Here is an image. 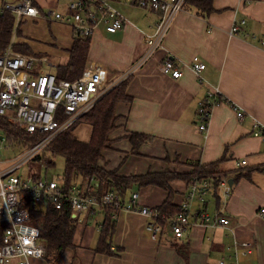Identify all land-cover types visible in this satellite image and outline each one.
Masks as SVG:
<instances>
[{
	"label": "crops",
	"instance_id": "0c3cea01",
	"mask_svg": "<svg viewBox=\"0 0 264 264\" xmlns=\"http://www.w3.org/2000/svg\"><path fill=\"white\" fill-rule=\"evenodd\" d=\"M121 1L134 5L126 0L110 3ZM33 2L41 11L65 13L68 0ZM123 17L122 29L108 33L100 25L89 38L86 65L105 67L110 79L144 55L145 35L152 32L157 14L143 10ZM241 19L244 25L230 35L233 22ZM262 34L264 0H211L209 11L194 6L181 10L162 48L128 78L124 89L128 99L114 107L118 121L109 135L111 147L101 152L98 162L102 169L126 178L147 173L188 175L194 164L218 162L222 177L232 180L224 206L217 186L204 195V204L193 201L191 210L201 206L210 215L220 212L228 218L226 227L195 223L178 240L153 241L144 230V218L121 211L105 248L99 242L105 214H81L74 220L71 245L51 263L35 259L31 264H264V220L259 215L264 208V142L253 135L254 124L264 123V49L258 45ZM73 38L69 26L39 18L22 21L12 43L14 51L41 59L34 73L58 75L57 67L69 60ZM165 56L180 68V77L160 71ZM194 56L205 64L199 73L201 84L190 67ZM213 88L221 100L211 108L206 131L200 132L195 126L197 103ZM236 110L243 112L242 119L236 118ZM240 172L248 174L233 181L230 175ZM83 182L78 178L75 184ZM117 190L124 202L135 192L142 205L158 208L167 202V210L175 211L184 201L188 181L171 179L166 189L130 182ZM234 240L250 242L251 253L235 256Z\"/></svg>",
	"mask_w": 264,
	"mask_h": 264
},
{
	"label": "built area",
	"instance_id": "2783aa9c",
	"mask_svg": "<svg viewBox=\"0 0 264 264\" xmlns=\"http://www.w3.org/2000/svg\"><path fill=\"white\" fill-rule=\"evenodd\" d=\"M126 1L154 11L157 19L152 32L145 35L147 48L144 55L111 79L105 67L91 64H85L80 74L73 79H58L51 73H34L41 59L13 51L12 39L0 51V119L24 129L28 134H43L41 140L22 149L14 157L0 159V226L3 227L0 264H31V260L44 259L45 247L39 239L38 226L31 221V206L37 208L50 204L55 210L67 209L72 220L81 214L100 211L108 212L110 220L114 221L121 211L134 212L144 218V230L153 241L168 242L170 238L178 240L195 223L210 228L226 227L229 224L228 218L220 212L210 215L201 206L192 212V202L196 200L204 204V195L212 189L209 179L197 175L192 176L188 182L186 196L178 210L170 215L138 203V194L135 192L124 202L116 188L98 191L97 184L91 180L66 186L55 176L42 179L34 177V174L28 178L15 175L51 139L73 126L107 91L127 80L155 51L162 48V40L175 16L183 10L184 3V0ZM5 13H11L14 17L13 33L22 21L39 18L69 26L73 36L78 38H90L100 25L106 32L114 33L122 29L125 23V18L111 5L110 0H68L65 13L53 9L41 11L33 0H15L0 4V16ZM244 23L243 19L234 21L229 34L235 35ZM258 45L264 49V34L259 36ZM190 67L201 84L203 80L199 73L205 64L194 56ZM159 69L172 78L181 76L180 68H176L166 56ZM220 100L217 89L205 91L195 112L198 131H206L211 108ZM235 114L238 120L244 115L239 110ZM253 129V135L264 142V123H255ZM0 140H3L2 136ZM240 164H245V161ZM217 186L222 190L221 205L224 206L231 191L228 178L220 177ZM259 215L264 220V208L259 210ZM232 249L235 256L247 255L252 251L248 241L234 240Z\"/></svg>",
	"mask_w": 264,
	"mask_h": 264
},
{
	"label": "trees",
	"instance_id": "16d2710c",
	"mask_svg": "<svg viewBox=\"0 0 264 264\" xmlns=\"http://www.w3.org/2000/svg\"><path fill=\"white\" fill-rule=\"evenodd\" d=\"M210 1L211 0H184L183 9L188 6H194L201 10L209 11ZM13 24L14 17L11 13H5L0 16V51L5 49L10 43L12 37L18 33V28L13 33ZM88 43L89 38H73V44L69 50V60L66 65L57 67L58 75H55L56 78L73 79L80 74L86 64ZM127 80L107 91L94 104L92 109L79 119L81 120L85 118L86 124L90 126V134L87 141H80L75 136L68 133V131L73 128L74 124L68 130L51 139L41 150H46V152L63 157L64 173L63 177L60 178L63 181V184L66 186L72 185L76 183L78 178H81V180L85 181L91 179L96 181L98 191H100L99 188L106 190L112 186L116 189H124L130 182L140 185L154 184L166 189L167 181L171 179L185 178L189 182L192 176L197 175L199 178L209 179L212 183V187L215 189L219 178L225 176L223 172L217 169L218 162L206 166H198L197 164H194L192 172L188 175L177 173H147L145 175L128 178L116 176L115 171H106L98 165V162L101 159V152L110 149L111 147V139L109 135L115 128V120L117 117L114 113V107L116 103L128 99L124 90ZM0 135L7 143H13L18 146H23L24 144L31 142L37 143L43 138V134L37 132L28 134L24 129L14 127L3 119H0ZM136 146L137 145L134 142L132 144V151L136 150ZM39 154L31 161H43L47 167L53 165L52 161L48 158L44 159L41 157L40 159ZM247 174V172H240L231 174L230 176H232L233 181H235L241 176H247ZM34 176L37 177V175ZM166 206L167 202L159 206L157 209L167 215L173 214L178 210L169 211ZM104 214L105 219H103L101 225L102 228L100 231L99 242L100 245L106 248L109 236L112 232L113 221L110 220L108 212ZM30 218L39 228V239L44 243L45 247L44 260L51 263L57 259L64 248L71 245L75 222L70 218L67 209L55 210L50 204H44L37 208L31 206ZM2 232L3 227L0 226V242Z\"/></svg>",
	"mask_w": 264,
	"mask_h": 264
},
{
	"label": "rangeland",
	"instance_id": "374dc122",
	"mask_svg": "<svg viewBox=\"0 0 264 264\" xmlns=\"http://www.w3.org/2000/svg\"><path fill=\"white\" fill-rule=\"evenodd\" d=\"M15 0H0V4L3 2L12 3ZM113 6L126 17L128 13H141L143 10L149 11L148 9L139 7L137 5H131L128 2H115L112 3ZM14 51V49H13ZM45 66H43V69ZM118 117L115 120V126L117 125ZM86 123V119L83 118L78 120L73 128L68 131L69 134L75 136L80 141H86L88 139L90 128ZM11 125V124H10ZM13 126V125H12ZM15 127V126H14ZM132 137V136H131ZM37 142V141H36ZM11 143V142H10ZM35 142H31L28 144H24L23 146H18L13 143L9 144L5 140H0V159H9L19 154L22 149L27 148V146L34 144ZM49 149V148H47ZM40 159L48 158L52 161L53 165L47 167L43 161H30L23 166H21L16 172L15 175L20 178H28L32 177V175H37V177H41L42 179H48L52 176L58 177L59 179L63 177L64 173V159L60 155H54L49 152L41 151Z\"/></svg>",
	"mask_w": 264,
	"mask_h": 264
},
{
	"label": "water",
	"instance_id": "95a60500",
	"mask_svg": "<svg viewBox=\"0 0 264 264\" xmlns=\"http://www.w3.org/2000/svg\"><path fill=\"white\" fill-rule=\"evenodd\" d=\"M0 139H1V136H0ZM228 183L231 185V184H232V180L229 179V180H228Z\"/></svg>",
	"mask_w": 264,
	"mask_h": 264
}]
</instances>
